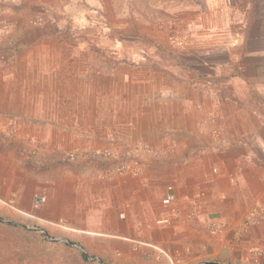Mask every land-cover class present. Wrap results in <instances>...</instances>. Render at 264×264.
<instances>
[{
	"label": "crops",
	"instance_id": "crops-1",
	"mask_svg": "<svg viewBox=\"0 0 264 264\" xmlns=\"http://www.w3.org/2000/svg\"><path fill=\"white\" fill-rule=\"evenodd\" d=\"M43 1L21 16L73 19L63 31L78 47L92 25L117 47L118 32L183 18L205 75H52V24L0 25L2 198L44 191L75 239L106 240L98 254L125 261L264 264V0ZM137 141L167 152L132 153ZM105 148L119 158L96 154ZM120 160L136 169L117 172Z\"/></svg>",
	"mask_w": 264,
	"mask_h": 264
},
{
	"label": "rangeland",
	"instance_id": "rangeland-1",
	"mask_svg": "<svg viewBox=\"0 0 264 264\" xmlns=\"http://www.w3.org/2000/svg\"><path fill=\"white\" fill-rule=\"evenodd\" d=\"M42 1L0 0V25H4L3 30L11 31L22 25L25 18L29 19L30 25L52 24V29L56 28V31L47 33L49 37L45 38L51 53L47 68L52 75H189V72L192 75L195 72L205 75L200 74L199 69L203 67L198 63L203 57L189 48L190 31L183 18L181 28L163 26L166 31L133 32L130 35L127 33V36L124 32H118L122 39L116 43L117 47L100 46L97 39L103 36L102 32H96V26L92 25L85 32L80 31L85 44L84 47H78L76 39L70 41L73 33L68 37L70 33L63 31L74 20L37 14L38 9L46 6L45 1ZM10 7L19 9L15 16L5 15L6 9ZM26 8L37 9L36 15L22 17L21 9ZM123 39H128L124 43H132V46L125 47ZM147 40L152 47L142 46ZM25 43L21 40L18 42L20 49L24 48ZM139 142L132 146V152L141 151L135 148ZM156 148L163 150L161 146ZM39 193L45 194L40 190L20 192V202L14 204L13 199L2 198L0 191V264H208L202 258L185 263L182 257H170L162 252H158L157 262L153 263L125 261V257L119 253L98 254L103 251L100 247L107 241L89 240L81 243L75 239L72 231L61 221L60 206L56 202L50 206L47 198L41 204L35 203L34 197ZM13 195L15 197L17 193ZM92 243L94 247L89 246ZM143 259L148 261L146 256ZM222 264L237 263L225 260Z\"/></svg>",
	"mask_w": 264,
	"mask_h": 264
},
{
	"label": "built area",
	"instance_id": "built-area-1",
	"mask_svg": "<svg viewBox=\"0 0 264 264\" xmlns=\"http://www.w3.org/2000/svg\"><path fill=\"white\" fill-rule=\"evenodd\" d=\"M2 117L0 115V127L2 125ZM7 126H9V128H13L15 125H16V120L11 117L7 120V123H6ZM136 149L138 150H141L145 153H148V154H153V155H156V156H160L162 155L164 152H167L165 151L164 149L162 150L161 148H156V147H151L149 145H146V144H143L142 142H139L136 144ZM132 153H137V152H132ZM96 154H101L102 156H107V157H117L119 158V152L117 150H114V149H111V148H105L103 150H99L98 152H96ZM69 157L70 158H74L76 157V153L74 152H70L69 153ZM131 168L133 169H136V167L134 165H131V163L129 161H126V160H120L119 161V164L117 165V172L119 173H125L129 170H131ZM171 196H168L166 197L163 201L165 203H168L171 201ZM46 200V197L44 195H41V194H37L35 196V203L36 204H41L43 202H45ZM254 216H250V220L251 221H254Z\"/></svg>",
	"mask_w": 264,
	"mask_h": 264
},
{
	"label": "trees",
	"instance_id": "trees-1",
	"mask_svg": "<svg viewBox=\"0 0 264 264\" xmlns=\"http://www.w3.org/2000/svg\"><path fill=\"white\" fill-rule=\"evenodd\" d=\"M208 264H217V263H208Z\"/></svg>",
	"mask_w": 264,
	"mask_h": 264
}]
</instances>
